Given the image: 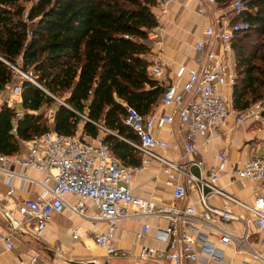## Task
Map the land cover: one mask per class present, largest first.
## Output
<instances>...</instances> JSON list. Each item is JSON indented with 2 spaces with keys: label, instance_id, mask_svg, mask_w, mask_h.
<instances>
[{
  "label": "built area",
  "instance_id": "obj_1",
  "mask_svg": "<svg viewBox=\"0 0 264 264\" xmlns=\"http://www.w3.org/2000/svg\"><path fill=\"white\" fill-rule=\"evenodd\" d=\"M194 1L200 5V0ZM204 1L215 4L214 0ZM172 2L155 0L154 16L157 19L166 16ZM230 8L238 14L242 10L240 0H234ZM167 23L173 25L174 21ZM246 29V23L241 21L232 24L218 21L215 25L202 27L201 39L194 45V52L198 54L195 65L175 68L162 64L158 57L161 42L157 35L163 30L162 26L157 25L151 31L148 39L154 45V51L147 72L162 87L159 105L168 111L143 117L122 105L125 116L121 122L138 140L137 144H128L138 152L139 166H124L111 155L101 141L102 134L107 133L101 127H98L101 134L95 139L79 130L72 136H62L50 129L29 140L19 141L20 153L0 156V175L8 186L6 197L14 195V187L10 184L13 179L40 190L33 198L17 199L12 205L0 209V216L9 227L5 234L0 235L4 248L10 250L12 241L23 236L39 240L53 217L67 212L92 225L101 224L100 229L91 232L90 238L101 252L105 264L116 255L114 235L118 222L137 217L157 218L165 222L166 248L139 247L137 259L142 262L197 264L199 255L212 258L217 252L216 245L207 240L208 235H212L217 246H230L236 253L244 251L253 260L264 263L261 254L248 241L249 226L252 225L256 233L263 235L258 244L264 250V150L262 155L250 154L233 165H230L225 152L218 151L214 155V163L206 165L198 156L196 141L197 138L206 141L208 134L222 128L230 115L233 117L232 125L228 131H223L225 135L244 123L255 124L264 131V100L242 112H234L220 92L231 87L234 81V70L228 61L232 54V34ZM215 45L218 52L214 51ZM1 93L0 105L18 107V85L11 83ZM20 116L21 112L16 110L14 119ZM174 124L185 133L177 159L169 160L161 154L169 148L168 144L154 138L152 131ZM152 163L160 165L164 175L162 185L170 193L166 204L137 197L131 192L133 175ZM27 171L35 176H28ZM227 173L229 184L239 182L247 185L249 202L217 187L218 180ZM190 195L196 197L195 201H190ZM214 198L218 204L210 203ZM242 211L247 217L242 216ZM230 224L238 228H225ZM148 232L149 227L143 225L135 233V239L140 240ZM71 238H78L75 229L71 230ZM54 250L62 253L59 247ZM37 259V255L33 256L29 264H35Z\"/></svg>",
  "mask_w": 264,
  "mask_h": 264
},
{
  "label": "trees",
  "instance_id": "obj_2",
  "mask_svg": "<svg viewBox=\"0 0 264 264\" xmlns=\"http://www.w3.org/2000/svg\"><path fill=\"white\" fill-rule=\"evenodd\" d=\"M214 1L224 9L234 0ZM240 2L229 20L247 25L230 39L234 112L264 100V0ZM154 6L155 0H0V92L19 79L13 68L34 82L18 80V107L0 105V156L20 153L19 141L50 129L95 139L101 127L111 155L139 166L122 105L143 117L159 106L163 89L147 72Z\"/></svg>",
  "mask_w": 264,
  "mask_h": 264
},
{
  "label": "crops",
  "instance_id": "obj_3",
  "mask_svg": "<svg viewBox=\"0 0 264 264\" xmlns=\"http://www.w3.org/2000/svg\"><path fill=\"white\" fill-rule=\"evenodd\" d=\"M199 10L201 14L198 13ZM224 10L225 8H218L216 4H208L204 0H200V5L194 0H173L169 6L168 14L157 19L158 25L163 28L157 35L161 42V51L158 55L160 62L172 68L179 65L194 66L198 58V54L194 52V45L201 39L202 27L215 25L218 21H227L222 18L225 15ZM170 20L174 21L173 25L167 23ZM153 46L151 43V56L154 51ZM217 48L215 45V52H218ZM228 61L233 69V54L228 57ZM220 92L229 106L231 87L221 89ZM1 98L2 93L0 92V100ZM167 111L168 109L159 105L153 113L158 115ZM232 120L233 117L230 115L222 128L208 134L206 141L197 138L198 156L206 165L214 163V155L218 151L228 155L230 165L243 161L250 154H263L264 131L253 127L254 124L244 123L238 129L226 135L223 134V131H228L231 127ZM184 133L185 130L179 129L174 124L161 130H153L152 136L168 144L169 148L164 153L161 152L162 156L169 160H176ZM249 148H252L253 151L251 152ZM15 171L22 172L20 169H15ZM26 174L35 176L31 171H27ZM40 177L37 178L40 179ZM163 177L160 165L152 163L144 171L133 175L130 185L132 194L143 199H152L156 203H168L170 193L162 185ZM228 177V173L223 175L218 180L217 187L244 202H249L247 185L239 182L229 184ZM10 184L14 187V195L6 197L5 192L8 186L5 184L4 177L0 175V209L3 206L12 205L17 199L33 198L40 192L37 187L21 184L17 179H13ZM195 199L194 195H190V201H195ZM67 200L72 201L71 198H67ZM210 203L218 204V200L211 199ZM242 216L247 217V214L242 211ZM143 225L149 227V232L140 240H136L135 233ZM231 227L236 228L237 226L234 224L225 226V228ZM100 228L101 224L92 225L63 212L53 217L39 240H31L26 236L20 237L12 241L10 250H6L0 243V264H29L30 259L35 255L38 256L35 264H71L73 262L105 264L101 252L91 243L90 238L91 232ZM164 228L165 222L157 218L137 217L119 221L114 235L116 255L110 258L107 264H160L155 261L142 262L138 260L137 252L141 246L164 250L166 248ZM8 229L7 223L0 216V235L5 234ZM72 229L76 230L77 240L71 238ZM249 234V243L264 259V250L258 244L263 235L256 233L252 225L249 226ZM207 240L216 245L217 252L212 258L199 255L197 264H264L261 261L253 260L250 254L244 251L236 253L230 246H217L212 235H208ZM56 247L62 249L61 254L54 250Z\"/></svg>",
  "mask_w": 264,
  "mask_h": 264
},
{
  "label": "rangeland",
  "instance_id": "obj_4",
  "mask_svg": "<svg viewBox=\"0 0 264 264\" xmlns=\"http://www.w3.org/2000/svg\"><path fill=\"white\" fill-rule=\"evenodd\" d=\"M241 1V0H240ZM224 16L222 17L224 20H227V21H229L230 19H231V17L232 16H234L235 14H234V12L231 10V8H230V5H228L226 8H225V10H224ZM151 44V43H150ZM16 72V71H15ZM17 73V72H16ZM19 76V79H25V80H27V81H31V82H33L31 79H29L27 76H25V75H22V76H20V75H18ZM15 77V76H14ZM19 79H17V78H14V80H13V84H17L18 83V80ZM34 83V82H33ZM249 144V143H248ZM259 155H261V153H259Z\"/></svg>",
  "mask_w": 264,
  "mask_h": 264
},
{
  "label": "water",
  "instance_id": "obj_5",
  "mask_svg": "<svg viewBox=\"0 0 264 264\" xmlns=\"http://www.w3.org/2000/svg\"><path fill=\"white\" fill-rule=\"evenodd\" d=\"M17 73L21 74L17 68H13ZM71 264H95L94 262H73Z\"/></svg>",
  "mask_w": 264,
  "mask_h": 264
}]
</instances>
